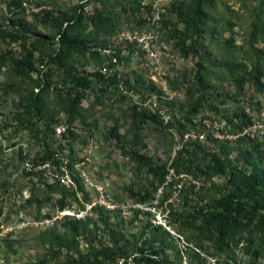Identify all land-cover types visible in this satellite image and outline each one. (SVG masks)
Instances as JSON below:
<instances>
[{
	"label": "rangeland",
	"instance_id": "374dc122",
	"mask_svg": "<svg viewBox=\"0 0 264 264\" xmlns=\"http://www.w3.org/2000/svg\"><path fill=\"white\" fill-rule=\"evenodd\" d=\"M20 1H25L26 8ZM170 3L182 9L185 0H0V264H68L64 249L52 257L39 237L43 230L61 231L70 219L83 222L90 230L88 234L79 232V227L74 229L77 248L86 255L87 238L93 247L109 246L118 239L117 245L122 248L121 239L115 238L121 234L128 243L141 244L145 252L156 249L155 257L163 261L161 264H264V242L259 237L262 228L257 220L264 209L242 222L234 240L220 248L212 233L198 229V219L188 217L196 207H204L228 188L225 175L205 170L208 153L214 152L244 168L248 164L237 161L235 153L237 148L247 149V143L244 145L239 137L216 141L206 138L198 146H186V150L190 147V155L181 153L178 173L173 176L170 163L181 150H173L175 130L167 131L150 121L135 124L131 99L116 97L109 102L106 90L93 87V91L82 94L80 117L72 123L67 125L59 109L63 101L53 87L62 83L64 71L61 65L44 62L58 41V21L54 20L76 16L79 8L88 14L104 8L113 14L119 31L141 34L138 36L155 51L156 63L172 92L163 103L171 101L166 107L183 127L187 125L184 117L197 100V111L190 118L210 117L227 134H235L238 124L245 123L246 127L249 118L258 119L260 112L264 114V0H211L204 4L203 22L199 24L202 33L194 38L195 52L186 49L188 40L181 47L179 38L171 36L172 29L179 30L182 24ZM134 6L139 7L136 12L131 11ZM149 33L151 40L147 39ZM66 37L78 39L91 50L103 46L105 35L95 32L92 23L82 18L66 30ZM26 51H31L29 75L34 77L41 64L49 73L48 90L43 93L44 115L30 118L32 131L14 119V113L26 101L30 83L26 70L18 72L12 59L27 55ZM88 51H71L63 61L75 71L104 63L102 58L93 63ZM40 54L43 61L37 58ZM119 58L117 71L132 78L134 85L135 78L143 81L152 66L144 61L140 49L126 48ZM197 61L199 82L195 75ZM252 67L260 71L259 82L245 75ZM239 76L242 82L236 89L233 81ZM151 94L159 92L147 87L141 96ZM58 125L69 127L73 133L60 147L54 134ZM111 125H116L122 135L119 143L105 137ZM42 141L49 144L51 157L59 160V165L51 157L40 162L45 155ZM252 144L256 145L247 150L249 157L264 166V134L255 136ZM133 152L170 169L165 180L172 179V183L151 178ZM185 161H191L193 169L189 173L182 170ZM143 192L148 196L141 201ZM99 217L107 227L99 223ZM155 226L163 231L162 238L150 240L156 234L155 229L152 231ZM256 249L255 256L252 250ZM128 253L121 264H134L135 247L131 246ZM121 258L124 256L119 253L112 261L91 264H118Z\"/></svg>",
	"mask_w": 264,
	"mask_h": 264
},
{
	"label": "trees",
	"instance_id": "16d2710c",
	"mask_svg": "<svg viewBox=\"0 0 264 264\" xmlns=\"http://www.w3.org/2000/svg\"><path fill=\"white\" fill-rule=\"evenodd\" d=\"M209 2H211V0H185L184 8L182 9H180V7L176 6L174 3H170L171 9L175 11L182 24V27L179 30L175 28L172 29L171 36L173 38L175 36L179 38L177 43H179L181 47L184 45L185 40H188L186 49L193 52L196 51V40L194 38L198 35L200 36L202 33V28L199 27V24L203 22L204 16L202 6ZM138 8L139 7L137 6L131 7V11L135 10L134 12H136ZM82 18H85L89 23H92L95 32L105 35L104 44L102 47L92 48L90 50L89 47L83 44V42L78 43V39L66 37V30L73 27L75 23H78V21H80ZM54 21H58V41L56 43L55 49H51L49 53L46 54V59H44V62H46L49 66H52L53 64H56L57 66L61 65L64 71V78L62 83H60L61 85H64V87L58 88L56 85H54L53 89H55V95H57L59 100L63 101V103L59 106V109L65 114L68 125L72 123L71 121L73 119L80 117L79 102L84 91H93V87L94 90L99 89V91H105L107 86L113 82V77H104L96 70L93 72H86V70H84L82 67L75 71L72 66L66 65L63 60L69 57L71 51L85 52L86 50H89L87 54L91 60H93V63L95 62V59L100 61L101 58L104 60V62H109L111 55L115 56L116 59L119 60V46H116L115 49H113L108 54L103 51L109 45V37L113 36L117 31H119V29L114 25L113 14L109 11V9L104 8L93 9L89 14L87 12L85 13L83 10H81V8H79L76 16H67L64 17V19H55ZM64 22L65 26L62 28V24ZM186 52L187 50L184 49L183 54H186ZM26 53L27 55H24L23 57L12 59L18 72L22 73L26 70L25 76L27 81L30 83L26 101L22 108L14 113V119L21 125V127L25 129L28 128V130L32 131V127L29 126H34V123L31 125L30 118L33 116L36 118H41L44 115L43 107L45 102L43 93L47 92L48 90L49 73L43 68H40L34 77L29 75L30 73L28 72L29 69H27V67L31 58V51H26ZM41 57L42 54L37 56L40 61H43ZM3 58L4 57L2 55L1 59ZM199 67L200 63L197 61V74L195 75L198 82L200 70ZM231 70L233 71L234 69L232 68ZM259 72L260 71L259 69L257 70V67H252L245 72V75H248L250 80L259 82ZM135 79L136 81L134 88L137 86L136 84L141 82L139 78L136 77ZM66 80L70 85H67ZM233 82L234 87L238 89L242 82L241 77L239 76L238 79L234 78ZM97 85L99 87H97ZM148 88L153 87L148 85ZM261 88H263V86ZM34 89L37 90L35 91ZM198 104L199 100L196 101L195 105L189 108L187 112L188 115L184 117L187 125H193L191 122L192 118H190V116L196 113ZM166 105H171V101H166ZM131 108V117L133 118L132 120L135 124L150 121L167 131H169V129H174L176 131L183 129V123H181L179 119H176L172 112L173 122L163 124L156 118L155 115L147 114L141 110H136L135 105L133 104L131 105ZM233 114L238 116L239 114H242V111L240 110L239 114L237 112H233ZM80 122L82 123L83 120L81 119ZM244 125L245 123H241L240 126L238 124L237 126L239 127L236 126V128L240 129ZM48 126L50 125L47 124V127ZM174 126L177 127L174 128ZM49 130L53 132L52 128ZM66 133V137H70V135L72 136L73 134L69 127H66ZM66 137L63 136V138ZM105 137L113 138L117 143L122 140V135L117 132L116 125H111V127L108 128ZM206 138L212 139L209 135H207ZM212 140L216 141L218 139ZM238 140H241L244 145L247 143L248 148H237L235 158L237 161L244 160L248 165H244L245 169L237 167L236 165H232L228 160L224 159V157H221L214 152H209V158L205 165V170L208 171V173L225 175L228 188L220 195L212 197L207 203H205V205H203L204 207H196L195 211H193L192 214L188 216L191 217V219L199 220L201 223V225L198 227L199 230L207 232L209 235L210 233L214 235L215 245L219 248L221 246H226L228 243L234 240L233 236L236 232L235 230L241 226L242 222L245 223L250 221L252 218H254L253 216L257 215L258 211L264 209V166L250 158V152L247 151L251 146H255L256 144H252L253 139H249L247 137L241 136ZM63 143L64 142L58 138V146H62ZM198 144L199 141L190 140L188 143L182 146L180 151L177 152L170 163L172 170H174L173 176L178 173L177 165L179 164L181 153L184 151L190 155V147L194 145L198 146ZM186 146H190L188 150H186ZM42 148L45 155H43V157L40 159V162H43V160L51 157L50 146L47 142L42 141ZM132 155L136 158L138 163L145 167L147 174H149L151 178L156 179L159 183H172V179H169L168 181L165 180L166 175H168V169L165 166L154 164L150 159L142 154L133 152ZM51 159L54 164H60L59 160L54 159L53 157H51ZM192 169L193 167L191 165V161H185L184 166L182 167L183 172L189 173ZM205 170L202 172H205ZM53 186L54 185H49L48 187L52 188ZM143 193H145V195H140L141 201L146 196H148V192ZM61 206L62 204L59 205V207ZM257 220L259 221L260 227L262 228V232L259 237L260 240L264 242V214L262 213V215L257 217ZM98 221L103 227H107L104 219L99 217ZM77 227H79V232L81 231L89 234L90 230L86 229V225L83 222L70 219L66 221L65 226L61 231H41L39 242L41 244H46L45 251L48 252L52 257L60 255L61 249H64L68 264H91L92 262L112 261L119 253L122 254L124 258H126L129 255L128 249L131 246H134L136 250V255L132 256L134 264H141L142 262L144 264H161L163 262L155 257L156 253L158 252L156 249H151L145 252V249L142 248L141 244L139 246H135L132 243L130 244L128 243V239L121 234L115 235V238L118 237L121 239V245H123L122 248L117 245L118 239H115L109 246L98 244L97 247H93V245L90 243L92 240L87 238L89 245L86 249V252H88V255L83 254L77 248V233L74 231V229ZM154 229L156 234H154L150 240H155L157 238L155 236L162 238L161 236L163 231L160 230L158 226L152 228V231H154ZM147 240H149V237H147ZM161 240L162 239H160V241ZM123 249H125V251H123ZM70 251H74L75 255L69 254ZM252 251L256 256L258 253L257 249ZM124 262H126V259H124Z\"/></svg>",
	"mask_w": 264,
	"mask_h": 264
},
{
	"label": "built area",
	"instance_id": "2783aa9c",
	"mask_svg": "<svg viewBox=\"0 0 264 264\" xmlns=\"http://www.w3.org/2000/svg\"><path fill=\"white\" fill-rule=\"evenodd\" d=\"M19 4L26 8L25 1H20ZM135 31H117L113 36L109 37V45L103 51L105 53H110L116 46L120 47V51L123 52L126 48L129 50L137 49L142 50L144 53V61H150L152 65L149 68L147 76H145L144 80H140L137 86L134 88V82L132 78L127 79L125 75H122L117 70L118 60L115 56H110L109 62L106 61L102 64L95 65L92 69H86V72H93L96 70L104 77H113V82L107 86L106 90L111 92H106L109 102H114L116 97L117 99H131L132 104L135 105L136 110H141L147 114L155 115L156 118L161 121L163 124L173 122L172 113L167 109L166 105L163 103L164 100H169L171 98V93L167 88L166 78L164 72L160 70L159 65L156 63V55L155 51L152 49L147 41H144L140 38L141 34L136 35ZM149 40L150 33H149ZM114 42V44H113ZM112 43V44H111ZM152 61V62H151ZM142 65L146 66V63L143 62ZM42 68V65H40ZM153 87L156 92L159 94H151L148 96H141L143 90L147 87ZM56 86L58 88H63L64 85L57 83ZM97 87H99L97 85ZM138 88L140 91L138 92ZM35 91L37 89H34ZM85 92V91H84ZM111 93V94H110ZM244 112H247V108L243 106ZM191 122L193 125H186L183 129L173 131L175 133L174 139L176 140L175 145L173 146V150H180L183 145L188 143L190 140L202 141L205 140L207 135H209L212 139H232L235 137H247L249 139H253L255 136L264 134V114L260 112V117L258 119L249 118V124L242 126L239 130L236 131L235 134H227L226 132L221 131L219 125L217 126L215 122L207 116L198 117L196 119L192 118ZM173 129H169L171 131ZM54 134L57 136L62 142L67 140L66 127L58 125L54 128ZM65 136L66 138H63ZM170 169H168V174ZM125 258H121L117 260L118 264L124 262Z\"/></svg>",
	"mask_w": 264,
	"mask_h": 264
}]
</instances>
